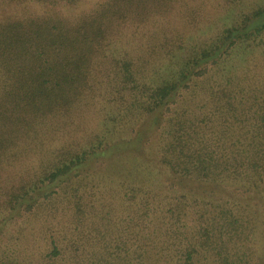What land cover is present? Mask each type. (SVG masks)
Here are the masks:
<instances>
[{"label":"trees","instance_id":"1","mask_svg":"<svg viewBox=\"0 0 264 264\" xmlns=\"http://www.w3.org/2000/svg\"><path fill=\"white\" fill-rule=\"evenodd\" d=\"M196 1L102 0L74 17L0 19V178L28 166L3 180L2 224L33 225L46 244L40 257L36 247L18 254L21 231L11 249L1 245L0 264H264V80L243 67L253 74L245 89L231 72L264 50V0L206 33L193 22ZM210 68L215 85L190 89ZM90 102L100 130L64 139ZM155 114L151 161L181 192L146 184L133 167L112 182L122 205L108 219L115 202L95 188L110 178L94 168L133 143L137 168L148 164L137 129ZM128 126L132 141L115 138Z\"/></svg>","mask_w":264,"mask_h":264},{"label":"rangeland","instance_id":"2","mask_svg":"<svg viewBox=\"0 0 264 264\" xmlns=\"http://www.w3.org/2000/svg\"><path fill=\"white\" fill-rule=\"evenodd\" d=\"M102 0H79L74 6H63L59 5L57 7L56 4L52 6L46 7L44 4H36L30 1H18L13 2L9 0H0V19L5 17L15 18V19H22L26 17H39L43 13L46 12V10H49L50 12H57L62 14L65 17H74L76 15H82L90 13L93 9L96 8L98 5V2L100 3ZM259 1L262 0H199L196 1V4L200 5V14L194 15L196 17V20L193 22H196L199 24V26L202 28V32H207L210 27L213 26V21H215L217 18H223L225 17L230 10L235 11V9L242 8L243 6L248 5H256ZM229 4V5H228ZM227 6H231L232 9H227ZM188 7V4H187ZM218 11V12H217ZM184 21V20H183ZM188 27V25H186ZM188 30L190 28H187ZM127 37L130 36V32L126 35ZM130 37L135 39H142V37L139 34H132ZM129 40V39H128ZM131 50V48H130ZM155 55H153L154 58ZM250 66L253 71L254 75L258 76L260 81L264 80V50H257L251 54V59L249 63L247 64H238L236 68H232V73H238V80L237 83L242 86V88L249 89L250 85L252 83V75H247L245 73H241L243 71V67ZM214 69L210 68L208 72L201 78L197 79L196 82L191 86L190 89H193L195 86H207L208 84L213 83L212 74ZM260 72V73H258ZM216 71L214 72V74ZM258 73V74H257ZM218 81H220L218 78L215 77ZM215 85V82L212 86ZM264 85V83L262 84ZM189 89V90H190ZM189 90H186L183 92V95H185ZM182 95V96H183ZM181 99V98H180ZM179 99V100H180ZM179 102V101H178ZM93 102L88 103L86 106H84L82 109H80L79 113L74 118V124L68 129L67 132H70L69 135L63 136L64 139L72 138L74 140H78L81 136L86 137L91 133H97L100 130L99 123H102L99 119H97V114H94L93 110L90 109ZM179 104V103H178ZM167 116V114H166ZM161 120L160 114H155L151 118L147 119L141 127H139L137 130L140 132V136H148L147 139L143 142V148L147 152V154L150 157V160L146 159L145 162L148 161V164L143 163L140 168H137V162L140 161L136 158L139 154V146L136 145V143H133L129 146L122 147L119 150L120 154L115 155V157L111 158V160L105 162V159L100 160V162L97 164V166L94 168V173L96 169H100L102 172L105 173V178H110L108 180H105V183H102L99 186L98 189L95 188V197L98 198V200H104L105 203L115 202V210L111 213L107 218H113L116 216L117 212L116 210H119L122 205V196L119 193L113 194L114 187L111 186L112 182H116L119 180V183L123 182L121 180V175L125 179L127 175L129 174L131 176V173L129 171L135 168L134 174L136 177L142 178L146 184L150 183L153 187H161L164 189H167L171 193H180V187L177 184H171L163 174V169L157 167L151 159L153 158L152 150L149 145H152V142L155 140V135L153 130L156 128L157 124ZM134 130L131 126L125 127L122 131L121 135L116 136L115 138L128 140V142L132 141L134 139ZM72 132V133H71ZM118 139V140H119ZM153 146V145H152ZM130 157L128 159V157ZM118 158H126L128 159L127 162L124 164V168L122 170H118L116 167V161ZM27 165L20 164L16 166L13 169H6L2 173V177L0 178V187L2 186L3 180H6L8 177H11L13 175L12 172L15 173H24L27 169ZM152 171L153 174H150L149 171ZM116 177V178H114ZM120 178V179H119ZM1 191V190H0ZM199 195L202 197H206L208 193H205L203 191H198ZM93 197L92 199L88 198L89 201L96 199ZM1 202V201H0ZM64 206L66 203L63 204ZM68 216V212L64 213V216ZM6 214L0 209V237L1 232L5 233L7 235L6 238L0 239V248L2 245V249L4 247L11 249V243L16 242V237L19 236L20 232L22 233V246L19 249L18 254H24L25 250H33L32 247H36V257L41 255L46 249L45 241H40V230L38 228H34L33 225L26 226L24 228H19V224L21 220H14L13 222L9 223V226H3L2 221L4 220ZM107 216V215H106ZM119 217H115V220L118 221ZM25 226V225H23ZM119 228V227H118ZM120 229V228H119ZM122 245H125L123 243ZM127 245V244H126ZM128 246L131 248V241H128ZM9 254V253H8Z\"/></svg>","mask_w":264,"mask_h":264}]
</instances>
